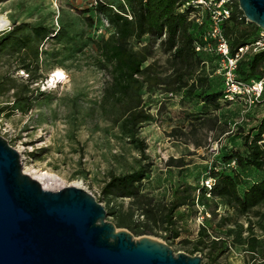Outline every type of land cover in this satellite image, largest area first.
Here are the masks:
<instances>
[{
	"label": "rangeland",
	"instance_id": "rangeland-1",
	"mask_svg": "<svg viewBox=\"0 0 264 264\" xmlns=\"http://www.w3.org/2000/svg\"><path fill=\"white\" fill-rule=\"evenodd\" d=\"M104 1L117 3L120 0ZM96 5V0H6L0 3V16L6 21L0 35L13 28L14 19L17 23L43 20L57 30L62 24L69 27L74 37L81 40V52L72 56H68L70 46H66V40L45 41L38 61L30 53V71L23 68L19 51L10 46L0 49V134L21 153L24 170L33 177L46 171L59 178V188L75 185L93 193L107 209L108 219L116 224L111 209L123 203L126 208L135 210L138 224L153 231L135 238L148 236L169 244L175 252L191 254L203 217L214 218L217 225L221 216L236 214L222 204L216 206L212 200L205 207L185 204L177 210L176 227L180 236L175 239L165 238L166 223L162 222V216L157 222L154 217L166 213L173 197L172 187L183 175L193 187L198 183L211 184L206 178L208 171L215 165L224 168L223 152L238 142L231 136L238 125L248 130L264 117V101L255 105L245 99L221 102L219 110L203 113L200 102L183 98L186 88L181 92L167 90L177 66L160 41L149 36L141 42L132 41L134 48L148 45L151 51L144 65L148 66L150 78L164 79V83L151 79L144 82L142 91L146 109L154 115L140 132L147 146L144 163H148L151 170L139 185L143 198L108 197L104 188L111 176L137 168L141 153L115 122L121 118L123 108L102 101L111 72L102 64L97 41L108 37L114 29L96 10ZM89 16L93 19L92 25L87 21ZM200 55L203 64L194 65L191 70L184 68L185 78L191 77L192 81L198 75L208 76L210 90L224 89L219 61L212 53ZM58 68L64 70L65 78L52 84L49 79ZM28 84L29 89L25 87ZM22 96L33 100L27 112L19 103ZM263 174L264 171L254 169L249 172L250 179H260ZM193 193L198 194V191ZM148 203L153 207L152 214L158 215L141 214ZM215 209L216 215L213 214ZM250 217L255 233L264 239V208H256ZM239 219L247 226L244 216ZM225 231L226 228L218 227L216 233L225 235ZM206 252L204 249L192 255H201L203 264H208ZM213 264H264V252L255 256L235 245Z\"/></svg>",
	"mask_w": 264,
	"mask_h": 264
},
{
	"label": "trees",
	"instance_id": "trees-1",
	"mask_svg": "<svg viewBox=\"0 0 264 264\" xmlns=\"http://www.w3.org/2000/svg\"><path fill=\"white\" fill-rule=\"evenodd\" d=\"M3 1L6 0H0V3ZM96 2V10L107 18L109 25L114 29L108 37L97 41V50L104 62L102 64L109 67L111 72V80L105 89L102 101L123 108L121 118L115 122L119 125L121 133L141 153L140 165L130 172L112 175L104 192L114 199L143 198L139 185L147 178L151 169L148 163H144L147 158V146L140 132L146 123L154 119V115L146 109L142 91L145 88L144 82L151 79L147 74L148 66H144L150 58L151 51L148 45L139 49L134 48L132 41L141 42L146 36L160 41V45L171 54L177 66V73L169 82L170 88L167 90L181 92L186 88L183 98L200 102L203 113L219 110L222 106L221 102L232 101L224 97L226 83L224 89L210 90L208 76L198 75L192 81H190L191 77L185 78L184 68L191 70L194 65L203 64L204 60L200 54L212 53L219 61V56L214 52L196 49L198 43L204 44L203 34L208 23L198 25L189 20V13L193 9L192 5H187L189 0H120L117 3L96 0ZM243 14L237 1L232 16L223 23L232 54L239 46L250 43L260 32V27L247 22ZM87 21L90 25L93 24L90 16ZM49 39L54 42L66 40V46H70L68 56L81 52L79 46L81 40L74 37L69 27L66 28L62 24L60 30H57L43 20L17 23L16 19L13 20V28L0 35V49L10 46L13 50L19 51L23 68L30 71L31 61L28 62L30 53H33L38 61L41 54L40 47ZM23 50L26 53H21ZM219 66L218 62V68ZM236 73L238 79L242 81L264 79V50L247 54L239 61ZM152 80L164 83L163 77L160 76ZM29 86V84L25 85L27 89ZM37 90L41 92L40 88ZM262 101L264 95L258 102ZM19 103L22 110L27 112L31 109L33 100L28 96H22L19 98ZM231 138L238 142L232 149L223 152L224 163L221 164H224V168L215 165L208 171L206 178L211 180L209 186L198 183L193 187L183 175L172 187L173 197L165 214H152L153 207L149 203L141 213L145 217H149L150 214L153 217L158 215L154 217L156 222L162 216V222L166 223L168 231L165 238L175 239L180 236L176 227V217L177 210L181 206L196 204L205 207L212 200L217 204L216 206L222 204L231 209L236 216H221V222L217 225L214 218L203 217L199 226L198 239L190 253L207 249L208 264L215 263L235 245L242 246L244 250L255 256L264 252V239L255 233L250 217V213L256 208H264V174L260 179H250L249 175L252 169L264 171V117L248 130L243 125H238ZM193 191H198V194L194 195ZM216 209L214 215L217 213ZM111 210L116 217L117 226L127 228L134 236L153 232L138 224L135 210L131 207L126 208L122 203ZM241 216L245 217L247 226L239 219ZM218 227L226 228L225 235H217Z\"/></svg>",
	"mask_w": 264,
	"mask_h": 264
},
{
	"label": "water",
	"instance_id": "water-1",
	"mask_svg": "<svg viewBox=\"0 0 264 264\" xmlns=\"http://www.w3.org/2000/svg\"><path fill=\"white\" fill-rule=\"evenodd\" d=\"M238 3L246 19L264 29V0ZM0 264H203V258L155 238H135L82 187L45 188L0 134Z\"/></svg>",
	"mask_w": 264,
	"mask_h": 264
},
{
	"label": "built area",
	"instance_id": "built-area-1",
	"mask_svg": "<svg viewBox=\"0 0 264 264\" xmlns=\"http://www.w3.org/2000/svg\"><path fill=\"white\" fill-rule=\"evenodd\" d=\"M189 1L187 5L193 7L189 13V20L198 25L208 23V27L203 34L204 44L198 43L196 49L197 51L214 52L219 56V69L222 71L226 83L225 99L230 101L245 99L250 104L255 105L264 95V79L242 81L238 79L236 72L239 61L247 54L264 50V29L260 28L259 35L256 38L248 44L239 46L237 51L232 54L229 39L223 29V23L232 16L238 0ZM246 21L249 22L247 19ZM234 163L232 162V164ZM201 223L202 221H200Z\"/></svg>",
	"mask_w": 264,
	"mask_h": 264
},
{
	"label": "bare ground",
	"instance_id": "bare-ground-1",
	"mask_svg": "<svg viewBox=\"0 0 264 264\" xmlns=\"http://www.w3.org/2000/svg\"><path fill=\"white\" fill-rule=\"evenodd\" d=\"M5 25H6V21L4 20L3 17L0 16V30L4 29ZM64 78H65L64 70L58 68L56 69L55 73L52 75L51 79H49V81L52 84H56L57 82L63 81ZM34 176L43 183V186L45 188L58 189L60 187L59 178L46 171L39 172Z\"/></svg>",
	"mask_w": 264,
	"mask_h": 264
}]
</instances>
